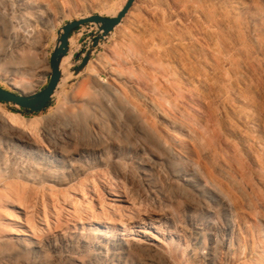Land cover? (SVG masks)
<instances>
[{
    "label": "rangeland",
    "instance_id": "rangeland-1",
    "mask_svg": "<svg viewBox=\"0 0 264 264\" xmlns=\"http://www.w3.org/2000/svg\"><path fill=\"white\" fill-rule=\"evenodd\" d=\"M122 2L0 0V55L4 28L12 34L11 57L0 59V87L14 93L42 89L60 27L91 13L113 16ZM260 5L264 0H135L82 73L68 82L71 62L80 60L97 28L85 24L70 35L69 59L60 66L62 80L47 108L31 114L0 102V109L37 117L34 130L51 128L67 148L99 149L88 162L75 155L79 175L59 169L60 182L40 171L15 178L7 152L0 160V188L2 181L12 183L14 205L0 200V228L8 235L0 238H27L18 233L25 222L41 225L46 201L81 196L78 181L86 179L104 189L84 192L92 195L94 211L104 208L109 213L103 217L117 222L143 208L144 221L159 228L162 240L143 238L117 256L104 241L96 254L99 235L75 230V214L61 209L54 215L59 221L54 230L38 235L39 247L2 241L0 264H264V68L239 55L231 61L228 48L230 41L244 38ZM22 57L21 73H11L10 66ZM165 114L181 116L202 136L174 128ZM70 119L76 127L65 131ZM167 131L191 143L186 158L165 160ZM180 174L191 176L192 183ZM18 198L27 216L17 209ZM132 226L137 232L146 224Z\"/></svg>",
    "mask_w": 264,
    "mask_h": 264
},
{
    "label": "bare ground",
    "instance_id": "bare-ground-1",
    "mask_svg": "<svg viewBox=\"0 0 264 264\" xmlns=\"http://www.w3.org/2000/svg\"><path fill=\"white\" fill-rule=\"evenodd\" d=\"M126 0H123L122 4L117 8L114 12V15L122 8ZM22 9V8H21ZM50 12V11H49ZM113 15V16H114ZM3 28L5 27L4 22H2ZM5 32V40L3 46V53L0 55V59H4L7 57H11V31L6 30ZM229 44V45H228ZM227 45L229 46L230 52L233 54H229L231 57V61H237L239 55L243 58V62L250 64L251 66L257 62V64H261L264 68V7L260 5L251 15L250 21L246 26V34L244 38L241 40L240 38L234 39L230 41ZM237 51L235 54L233 51ZM69 59V56H65L62 58L60 66H64ZM230 60V59H229ZM219 61V60H218ZM16 65L14 63L13 66H10L11 73L18 72L21 73L20 68L23 66L22 64L25 61L22 58H18ZM15 74V73H14ZM29 84V81H28ZM264 84V82H263ZM15 86L21 87L22 84L15 82ZM107 89L110 92H113L114 88L112 85H106ZM196 97L198 96L195 92L192 93ZM116 99H120L123 104V107L127 109L128 112H134V107L128 103L126 100L120 98V96L115 94ZM75 105L79 106L76 100ZM264 104V103H263ZM201 108V107H200ZM203 108V107H202ZM201 108V110H202ZM180 109V108H177ZM84 112V111H83ZM208 112V111H207ZM205 112L206 114H208ZM204 113V112H202ZM206 116V115H205ZM71 116H69L70 118ZM138 119L140 118L137 116ZM164 117V116H163ZM174 128H178L180 130H184L190 133H194L196 136H202L201 132L195 126H192L188 123V121H184L182 117L178 115H170L165 114L164 117ZM212 119V116L210 117ZM206 119V118H205ZM140 123H143L141 118L139 119ZM38 122L37 117L25 119L20 114L9 112L3 109H0V160H4V155L10 153L11 162L8 167V171L15 176H21L28 179V174L30 176H37V172L40 171L42 173L43 178H48L50 176L55 177V182H60L58 175V170L60 169L62 172L66 170L69 172V176L79 175L78 174V166L73 161L75 155L78 157H82L85 162H88L89 159H94L96 153H98L99 149L97 147H89L86 144H81L79 146H73L71 148H67L64 145V140L59 137H55L52 134L51 128L45 127L41 132L35 131V126ZM74 121L70 119V121L66 122L64 126L66 127L64 130L73 131L75 129ZM201 123V122H200ZM198 123V126L200 125ZM203 125V124H202ZM191 144V143H189ZM189 144L181 138L179 135L173 132H165V137L162 140V148L163 155L166 161L171 162L175 159H184L186 158L188 151L190 149ZM191 146L194 147V144ZM45 167V168H44ZM29 169V170H28ZM40 169H44L45 172H42ZM5 170V169H4ZM4 171L2 170L1 173ZM29 172V173H28ZM64 175V174H63ZM180 178L187 184H191L193 178L187 174H180ZM88 181V182H85ZM14 183V182H13ZM10 182L2 181V188H0V200L5 203V205H14V202L11 200V195H13V186ZM78 193L81 195L79 197H61L59 199H52L46 201V206L43 211L44 214L41 217V225L36 226H28V223L25 222L23 225L24 228L19 230V234L27 236L25 239L20 238H0V245L2 241H13L18 245H23L26 248L28 247H39L37 237L38 235H48L54 230V226L56 225L58 219H55L54 215L58 212V210L64 209L68 215H73L72 226L76 230L88 231L91 233H95L99 235L100 239L95 245V253L101 254V249L105 244L111 245L113 249V256H117L123 252H125V248L132 243L141 242L143 238H149L151 240H157L162 243V240L158 235V227L154 226L152 222H145L144 216L141 211H144L143 208H139L134 210L127 218L120 219L119 221L110 222L105 217L109 213V211L101 208V213L93 210L91 196L84 193L85 191H90L95 194L100 192V190H104L101 186L97 184L95 180H84L78 181ZM18 210L22 211L24 209V213L26 215L27 211L24 206V203L20 198H18ZM105 201V200H104ZM82 205V209H78L77 204ZM108 206L111 204L108 201H105ZM102 204V203H101ZM49 207V208H48ZM81 212V213H80ZM80 213V214H79ZM79 214V215H76ZM27 216V215H26ZM139 224H146L139 231L133 230V224L136 222ZM119 224V228H118ZM203 229V228H202ZM6 230L0 228V235H6ZM122 235H126L127 237L121 238ZM133 235V236H131ZM29 236V238H28ZM175 236H170V241H178ZM222 241H226V239H222ZM231 243V241H229ZM208 255H211L209 252Z\"/></svg>",
    "mask_w": 264,
    "mask_h": 264
},
{
    "label": "water",
    "instance_id": "water-1",
    "mask_svg": "<svg viewBox=\"0 0 264 264\" xmlns=\"http://www.w3.org/2000/svg\"><path fill=\"white\" fill-rule=\"evenodd\" d=\"M134 2L135 0H126L122 8L114 16H102L100 14L91 13L88 16H82L63 24L57 32L55 44L49 57L50 73H48V82L46 85L42 89L31 93H14L0 87V102L11 104L20 109V111H30L33 113L41 112L53 98L62 80L63 73L60 69V63L62 58L68 53V41L71 30L85 24H94L97 28L94 39L87 46L80 60L77 63L75 60L71 62V65H75V67L71 72L70 78H68V82L75 80L78 75L82 73L91 60L93 53L97 50L105 37L120 24Z\"/></svg>",
    "mask_w": 264,
    "mask_h": 264
},
{
    "label": "trees",
    "instance_id": "trees-1",
    "mask_svg": "<svg viewBox=\"0 0 264 264\" xmlns=\"http://www.w3.org/2000/svg\"><path fill=\"white\" fill-rule=\"evenodd\" d=\"M80 27H81V26H77V27H75L74 29H72L71 32H70V35H71L74 31L78 30ZM49 105H50V101H49L47 107H48ZM47 107H46V108H47ZM28 113L33 114V112H30V111H28Z\"/></svg>",
    "mask_w": 264,
    "mask_h": 264
}]
</instances>
